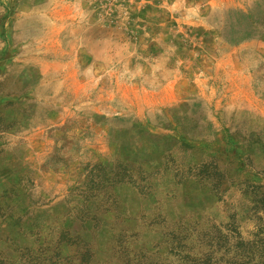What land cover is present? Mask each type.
Wrapping results in <instances>:
<instances>
[{
    "label": "rangeland",
    "instance_id": "1",
    "mask_svg": "<svg viewBox=\"0 0 264 264\" xmlns=\"http://www.w3.org/2000/svg\"><path fill=\"white\" fill-rule=\"evenodd\" d=\"M260 2L0 0V264H38L32 256L50 255L64 230L90 227L83 204L99 220L101 264H121L111 246L131 226L136 253L181 228L232 225L245 240L264 229L251 192L264 187V38L220 34L230 10ZM174 109L187 110L188 126L198 119L191 131L202 128L204 142L173 147L149 190L101 182L109 197L84 201L101 165L132 157L112 138ZM213 157L222 175H198Z\"/></svg>",
    "mask_w": 264,
    "mask_h": 264
},
{
    "label": "trees",
    "instance_id": "2",
    "mask_svg": "<svg viewBox=\"0 0 264 264\" xmlns=\"http://www.w3.org/2000/svg\"><path fill=\"white\" fill-rule=\"evenodd\" d=\"M263 2L264 0L258 3L254 10L246 12L230 10L220 29L224 40L236 43L254 37L264 38V7H261ZM186 119H188L186 109L167 110L155 123L136 122L127 127L124 141H118L117 137H113V142L118 144L122 153L132 154V157L130 159L118 157L106 166L101 165L103 174L98 176L100 179L96 183L92 182L83 200L96 197V192H103L106 200L109 196L103 190L104 185H99L101 182H105V187L110 189L116 184L131 183L140 192L149 190L150 178L157 175L160 170L166 171L171 168L169 162H173V147L193 148L192 141L195 138L197 142H204L202 128L196 133L191 131L198 126V119H190L194 123L192 126L185 123ZM152 128L165 129L172 133H154L151 131ZM159 152L162 153L160 157L162 165L153 168L152 164ZM145 155L149 158H145ZM211 159L213 161L208 165L202 164L198 175L207 179L222 175L216 158ZM178 172L179 170L175 174ZM179 175H183V172ZM217 183L215 181L214 185ZM251 192L255 198L254 209L264 213V187H255ZM83 207L84 209L80 210L81 223L90 219L93 224L90 227L81 224L80 229L73 231L64 230L50 255L39 260L35 255L32 259H36L38 264H101L96 260L95 249L96 235L102 233L99 220L96 214L90 216L89 205L83 204ZM226 230L227 232L215 225L199 231L181 228L178 233L171 231L164 234L165 237L166 235L169 237L156 243L153 246L155 251L151 249L152 247L150 249L144 247V251L136 253L129 249V239L137 235L135 226H131L128 230L121 229L116 234L114 244L111 246V255L121 264H164L159 261L157 255L160 250H163L160 254L164 255L165 259L168 255L174 258L166 264H264L263 228H260L250 240L243 239L235 226H227ZM66 247L71 248L69 253H64ZM46 251H49L48 246Z\"/></svg>",
    "mask_w": 264,
    "mask_h": 264
}]
</instances>
